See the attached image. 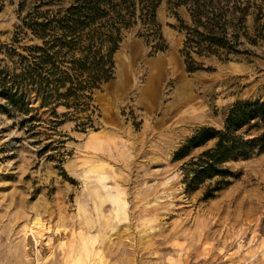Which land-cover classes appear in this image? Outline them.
<instances>
[{
  "label": "rangeland",
  "instance_id": "374dc122",
  "mask_svg": "<svg viewBox=\"0 0 264 264\" xmlns=\"http://www.w3.org/2000/svg\"><path fill=\"white\" fill-rule=\"evenodd\" d=\"M72 1L0 0V45L29 12ZM174 11L190 21L186 6L162 0L164 50L137 26L123 30L113 78L92 92L93 126L21 128L0 98V264H264V152L227 162L233 177L220 190L219 177L187 181L215 140L175 159L199 129H223L235 102L264 99V43L229 59L195 56L189 71ZM36 43L26 35L14 47ZM263 132L264 122L245 135Z\"/></svg>",
  "mask_w": 264,
  "mask_h": 264
},
{
  "label": "trees",
  "instance_id": "16d2710c",
  "mask_svg": "<svg viewBox=\"0 0 264 264\" xmlns=\"http://www.w3.org/2000/svg\"><path fill=\"white\" fill-rule=\"evenodd\" d=\"M161 2L73 0L57 11L29 12L17 27L12 45H0V54H5L0 58L2 108L21 118V128L28 122L46 120L53 130L68 120L77 121L81 130L93 126L92 92L113 78L114 54L123 30L137 26L138 35L155 51L167 48L157 17ZM168 5L186 6L190 13L187 23L174 11L180 22L177 28L185 34L180 52L189 71L199 69L195 56L229 59L250 55L251 47L264 43V0H168ZM26 35L40 43L19 51L14 45ZM60 107L67 111L59 113ZM41 110L48 113V119H42ZM262 122L264 99L242 100L230 107L223 129H199L175 153V159H182L215 140L213 147L189 163V186L214 177L220 178L219 186L211 190L228 184L233 171L227 162L264 152V132L245 135Z\"/></svg>",
  "mask_w": 264,
  "mask_h": 264
},
{
  "label": "bare ground",
  "instance_id": "6f19581e",
  "mask_svg": "<svg viewBox=\"0 0 264 264\" xmlns=\"http://www.w3.org/2000/svg\"><path fill=\"white\" fill-rule=\"evenodd\" d=\"M105 199L107 200V198H105ZM102 200H103V202L105 201L104 199H102ZM102 207H103V206H102ZM91 218H92V217H91ZM91 218H90V219H91ZM97 220H98V219H97ZM89 223H90V222H89ZM84 226H85V225H84ZM33 228L35 229V227H33ZM110 228H111V227H110ZM31 230H32V229H31ZM39 230H40V229H39ZM35 232H39V231H35ZM35 232H34V234H35ZM40 232H43V231L40 230ZM40 234H41V233H38V234H36V236H39ZM33 236H34V235H33ZM39 237H41V236H39ZM39 237H38V238H39ZM41 240H42V239H41ZM36 242H37V241H36ZM39 242H41V241H39ZM37 243H38V242H37ZM47 243H48V242H47ZM47 245H48V244H47ZM50 253H51V252H50ZM35 263H36V262H35ZM3 264H4V263H3Z\"/></svg>",
  "mask_w": 264,
  "mask_h": 264
},
{
  "label": "water",
  "instance_id": "95a60500",
  "mask_svg": "<svg viewBox=\"0 0 264 264\" xmlns=\"http://www.w3.org/2000/svg\"><path fill=\"white\" fill-rule=\"evenodd\" d=\"M106 83V82H105Z\"/></svg>",
  "mask_w": 264,
  "mask_h": 264
}]
</instances>
